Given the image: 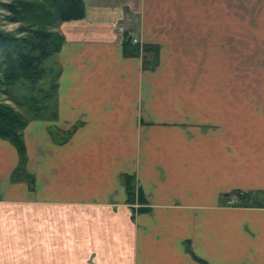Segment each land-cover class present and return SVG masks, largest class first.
Returning <instances> with one entry per match:
<instances>
[{
	"label": "crops",
	"instance_id": "1",
	"mask_svg": "<svg viewBox=\"0 0 264 264\" xmlns=\"http://www.w3.org/2000/svg\"><path fill=\"white\" fill-rule=\"evenodd\" d=\"M142 1L137 29L122 20L132 0H85L84 18L58 25L57 116L24 128L33 183L12 178L20 154L0 137V264H264V206L236 193L264 190V58L245 67L210 44L228 34L229 3L264 0ZM180 3L208 42L188 59L148 33ZM127 29L159 45L156 67L124 54Z\"/></svg>",
	"mask_w": 264,
	"mask_h": 264
},
{
	"label": "trees",
	"instance_id": "2",
	"mask_svg": "<svg viewBox=\"0 0 264 264\" xmlns=\"http://www.w3.org/2000/svg\"><path fill=\"white\" fill-rule=\"evenodd\" d=\"M0 9L7 12L6 20L19 23L17 28L10 31L0 27V96L3 92L9 94L12 87L21 84L31 95L29 100L18 104L26 106L32 115L29 116L27 112L17 109L0 97V137L9 139L20 154V163L13 171L12 178H27L33 183L32 175L25 168L27 154L24 128L31 117L57 116L60 66L56 60L55 63L51 61L57 59L56 54L61 49L64 38L54 27L59 22L84 18L85 0L0 1ZM123 52L126 56L143 54L144 66L148 68L156 67L159 62L160 47L156 43L132 42L126 35ZM36 89L43 92L42 97L35 93ZM51 101L55 102L52 104ZM48 102L52 105L49 106ZM124 183L129 203L146 201L134 174H125ZM260 192L264 190H237V203L264 206V201L258 198ZM201 260L203 264H213L205 259Z\"/></svg>",
	"mask_w": 264,
	"mask_h": 264
},
{
	"label": "rangeland",
	"instance_id": "3",
	"mask_svg": "<svg viewBox=\"0 0 264 264\" xmlns=\"http://www.w3.org/2000/svg\"><path fill=\"white\" fill-rule=\"evenodd\" d=\"M0 1L4 3H9L12 0H0ZM140 1L141 0H132L131 2L132 12L130 13L131 19L130 16H128V13H125L122 19L123 21H127V23H129L130 20L132 26H134V29H137V25L141 17L140 12L142 10H140V8H142L143 6V1L142 2ZM163 5L166 8L168 4H163ZM155 6L156 3L149 2L146 4L147 7L146 11L148 12V14H149L148 8L151 9ZM177 6L179 7V11L177 12V16L174 18H172L171 16L167 17L168 11L165 8H164L165 11L161 10L159 14L160 15L162 14L163 17L157 20L158 25H153L155 19L151 20V18H149L150 23L148 25V33L154 31L158 33L157 39H159V41H161L162 43H164V45H166L167 51L169 52L170 56L172 52L175 53V55L177 53L178 56L188 59L190 54H192L191 53L192 45H197L199 49L201 45H207L208 42L206 43L204 41V35L194 34L192 33L193 30L187 28L188 19L185 17L187 16L188 13L187 3H180ZM234 7L236 8L234 9ZM236 9L237 11L239 10L238 15L242 16V18L238 17V19H236L234 15L232 17L230 16L231 12L235 14ZM263 14H264V3L253 2V3H243V4L240 3L237 5L229 3L228 34L226 35V37L224 35L223 36L212 35L211 36L212 41H210V44L221 45V43L222 44L224 43V45L230 46V49L233 50V53H235V51L238 49L241 53L244 54V61L246 63L245 67H247L250 59L254 57V54H256L255 57H259V59H263L264 58V15ZM0 15H1L0 27L2 29L6 31H10V30H14L19 25V23H13L6 20L5 15H7V12H5L2 9H0ZM60 23L61 22L57 23L54 27V30L57 32H59L57 28ZM119 23L121 22L119 21ZM119 30L124 31L123 27H120ZM128 30L130 29H127V31L124 33L122 32L123 40L124 37H126V35L128 36V40H129L130 35L128 33ZM130 39L132 40V42H140L139 40L133 37H131ZM221 39L222 41L219 42ZM56 58L57 59L53 58L54 60L51 61V63L56 62L60 66L58 53L56 54ZM34 91L35 93H37L38 96L41 97L43 96V92H40L37 89ZM29 95H31V93L25 87H23L21 84H17L16 86L10 89L9 94L3 92L1 93L0 97H2V99H4L6 102L10 103L17 109H20L21 111H25L28 113L29 116H32L31 113H29L28 111L29 109H27L26 106L18 104V103L22 104V102L24 103L27 100H29L30 98ZM28 102L30 103L31 101ZM54 102L55 101H51L52 104ZM51 103L48 102L47 104L51 106L52 105ZM33 118H42V117H31L30 119ZM258 198L261 201H264V192H260L258 194ZM234 201L236 200L233 197L227 199L228 203H234ZM135 202H137L140 205L139 203L140 201L136 200ZM142 205H144V207L142 206V208H145V203Z\"/></svg>",
	"mask_w": 264,
	"mask_h": 264
},
{
	"label": "water",
	"instance_id": "4",
	"mask_svg": "<svg viewBox=\"0 0 264 264\" xmlns=\"http://www.w3.org/2000/svg\"><path fill=\"white\" fill-rule=\"evenodd\" d=\"M129 40H130V38H129Z\"/></svg>",
	"mask_w": 264,
	"mask_h": 264
}]
</instances>
